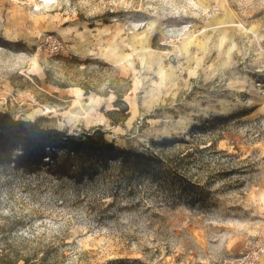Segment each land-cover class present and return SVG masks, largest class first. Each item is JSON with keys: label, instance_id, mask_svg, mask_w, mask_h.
I'll return each instance as SVG.
<instances>
[{"label": "rangeland", "instance_id": "obj_1", "mask_svg": "<svg viewBox=\"0 0 264 264\" xmlns=\"http://www.w3.org/2000/svg\"><path fill=\"white\" fill-rule=\"evenodd\" d=\"M0 232L53 264L264 244V0H0Z\"/></svg>", "mask_w": 264, "mask_h": 264}, {"label": "trees", "instance_id": "obj_2", "mask_svg": "<svg viewBox=\"0 0 264 264\" xmlns=\"http://www.w3.org/2000/svg\"><path fill=\"white\" fill-rule=\"evenodd\" d=\"M95 133L100 136L99 145L101 147L113 149L111 145L103 144L100 132L95 131ZM88 139H91L90 136ZM155 146L157 147V144H153V147ZM63 165L69 173L79 175L78 170L71 169L70 164ZM119 165L123 166L122 164ZM119 165L116 164L115 168H118ZM104 166L110 168L112 164H105ZM88 180L90 181V178L87 180L83 178L81 184L85 185ZM61 184L65 185L67 182L62 180ZM78 198H80L79 195ZM56 251L55 243L52 240H47L44 235L20 234L10 240L4 232H0V264H53L55 260H52V255Z\"/></svg>", "mask_w": 264, "mask_h": 264}, {"label": "built area", "instance_id": "obj_3", "mask_svg": "<svg viewBox=\"0 0 264 264\" xmlns=\"http://www.w3.org/2000/svg\"><path fill=\"white\" fill-rule=\"evenodd\" d=\"M42 44L51 54L59 53L64 48L63 43L53 36L45 38ZM263 255L264 244L261 240L255 239L239 254L225 256L216 264H259Z\"/></svg>", "mask_w": 264, "mask_h": 264}, {"label": "bare ground", "instance_id": "obj_4", "mask_svg": "<svg viewBox=\"0 0 264 264\" xmlns=\"http://www.w3.org/2000/svg\"><path fill=\"white\" fill-rule=\"evenodd\" d=\"M45 2H49L50 0H44Z\"/></svg>", "mask_w": 264, "mask_h": 264}]
</instances>
